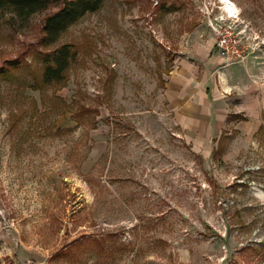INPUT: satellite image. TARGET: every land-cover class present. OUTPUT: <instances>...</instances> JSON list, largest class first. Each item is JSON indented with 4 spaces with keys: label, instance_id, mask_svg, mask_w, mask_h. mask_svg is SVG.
Returning a JSON list of instances; mask_svg holds the SVG:
<instances>
[{
    "label": "rangeland",
    "instance_id": "1",
    "mask_svg": "<svg viewBox=\"0 0 264 264\" xmlns=\"http://www.w3.org/2000/svg\"><path fill=\"white\" fill-rule=\"evenodd\" d=\"M219 1L103 0L49 39L61 0L0 5V264H264V124L186 127L167 93L186 61L201 83L240 65L264 82V0H234L238 20ZM226 29L244 61L219 52ZM194 89L192 117L217 108Z\"/></svg>",
    "mask_w": 264,
    "mask_h": 264
},
{
    "label": "crops",
    "instance_id": "2",
    "mask_svg": "<svg viewBox=\"0 0 264 264\" xmlns=\"http://www.w3.org/2000/svg\"><path fill=\"white\" fill-rule=\"evenodd\" d=\"M218 57L211 58V54L206 59V64L209 68H214ZM209 70V69H208ZM219 83L210 78L209 71L203 82H199L196 77V69L190 61H186L176 73L170 77L168 82V98L174 107H182L185 109L184 116L180 120V124L186 127H209L215 126L223 129L228 125L234 126L247 136H254L264 124V82L257 81L253 78L252 71L240 66H227L218 69ZM200 90V96H208L209 88H213L214 94L219 100L216 103V109L213 107H201L204 114L211 113L208 124V119L205 116L198 118L192 117L197 111L193 108L186 107L189 104V99L193 89ZM221 89L223 92H221ZM195 91V89H194ZM203 98L196 99V103H202ZM192 102H194L191 99ZM214 110V112L212 111Z\"/></svg>",
    "mask_w": 264,
    "mask_h": 264
},
{
    "label": "trees",
    "instance_id": "3",
    "mask_svg": "<svg viewBox=\"0 0 264 264\" xmlns=\"http://www.w3.org/2000/svg\"><path fill=\"white\" fill-rule=\"evenodd\" d=\"M4 2L8 3V6H11L18 13L25 15L43 9L49 0H0V5ZM102 2L103 0H61L62 9L50 19L49 26L46 27L49 32L47 38L49 39L52 35L55 38L58 32L68 25L77 22L86 13L97 11ZM64 60V57H59L51 62L47 61V67L43 77L45 83L52 81L59 82L64 79V71L66 69Z\"/></svg>",
    "mask_w": 264,
    "mask_h": 264
},
{
    "label": "built area",
    "instance_id": "4",
    "mask_svg": "<svg viewBox=\"0 0 264 264\" xmlns=\"http://www.w3.org/2000/svg\"><path fill=\"white\" fill-rule=\"evenodd\" d=\"M220 33L217 47L227 64L244 61L247 58L246 52L249 51V48L245 46L243 50L240 49V42L233 31L226 29L225 31L221 30Z\"/></svg>",
    "mask_w": 264,
    "mask_h": 264
},
{
    "label": "bare ground",
    "instance_id": "5",
    "mask_svg": "<svg viewBox=\"0 0 264 264\" xmlns=\"http://www.w3.org/2000/svg\"><path fill=\"white\" fill-rule=\"evenodd\" d=\"M219 9L224 18L238 20L241 14V8L234 0H220Z\"/></svg>",
    "mask_w": 264,
    "mask_h": 264
}]
</instances>
